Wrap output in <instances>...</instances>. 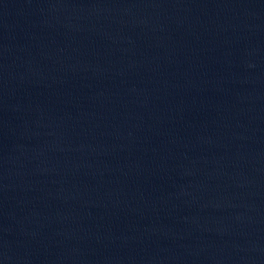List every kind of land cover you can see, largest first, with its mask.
<instances>
[{"label": "water", "instance_id": "water-1", "mask_svg": "<svg viewBox=\"0 0 264 264\" xmlns=\"http://www.w3.org/2000/svg\"><path fill=\"white\" fill-rule=\"evenodd\" d=\"M0 264H264V0H0Z\"/></svg>", "mask_w": 264, "mask_h": 264}]
</instances>
